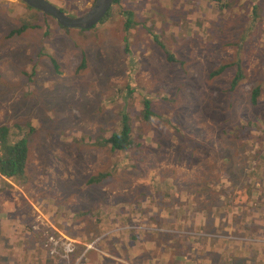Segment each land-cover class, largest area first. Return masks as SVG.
<instances>
[{
    "label": "rangeland",
    "instance_id": "obj_1",
    "mask_svg": "<svg viewBox=\"0 0 264 264\" xmlns=\"http://www.w3.org/2000/svg\"><path fill=\"white\" fill-rule=\"evenodd\" d=\"M46 1L75 17L94 0ZM119 1L107 23L82 33L92 36L79 41L77 31H59L54 20L18 0H0V125L17 124L13 140L26 127L32 129L27 179L0 188V264L23 259L18 250L6 253L10 237L5 239V230L18 229V241L27 231L24 239L32 248L47 244L56 229L68 233L62 217L48 216L58 208L81 220L85 241L95 246L115 243L110 236L116 230L104 235L107 239L98 237L118 228L119 221L132 227L126 230L130 233L142 231L141 239L153 240L164 250L161 257H169L154 264H185L187 249L231 252L232 264H264V233L257 235L259 226L264 228V20L246 15L251 3L264 0H239L240 6L220 10L216 3L224 0ZM23 24L27 28L15 33ZM167 55L172 60L164 59ZM228 63L233 65L208 77ZM237 71L241 80L227 92ZM134 84L154 91L145 96L155 98L149 122L137 119L138 95L128 93L127 86ZM258 85L251 105L249 93ZM121 106L137 139L124 155L97 145L116 129ZM247 125L251 128L245 130ZM115 162L134 167L100 172ZM88 177L99 179L98 184L83 187ZM41 204L43 210L36 212ZM217 205L221 215L206 231L214 226L219 233L213 234L234 243L206 242L200 250L190 237L216 239L198 232H205L202 210ZM242 209L248 216L233 219ZM104 212L108 218L99 216ZM149 226L151 237L141 229ZM244 226L255 228L245 231ZM96 229L102 232L95 235ZM192 257L185 261L202 264Z\"/></svg>",
    "mask_w": 264,
    "mask_h": 264
},
{
    "label": "trees",
    "instance_id": "obj_2",
    "mask_svg": "<svg viewBox=\"0 0 264 264\" xmlns=\"http://www.w3.org/2000/svg\"><path fill=\"white\" fill-rule=\"evenodd\" d=\"M214 1L217 2V0H214ZM118 3H119V0H114L113 4L109 8V10L105 14V16L96 25H98V24L103 25L102 23H104V22L107 23V21L109 20V17L111 16V9L114 8V6H116ZM216 6H218V10H220V8L226 9L229 6H230V8L233 6L238 7V6H240V2H239V0H224V3L218 2V3H216ZM259 6H260V8H262V10H260ZM69 9L73 12L75 11V9H73V8H69ZM59 10L62 11L61 9H59ZM116 12L119 13V9H117ZM81 14L82 13H78L76 16H79ZM248 14L252 16V21H255L256 19H261V18L264 20V1H262V3L259 2V5L251 3L249 10L246 12V15H248ZM126 15L129 16L130 15L129 12L126 13ZM41 16L44 18L50 19L49 17H47L43 14ZM104 19H106V20H104ZM51 21H53V20H51ZM190 22H193V21L190 20ZM129 23H130L129 20L125 19V22L123 25L125 27H127L129 25ZM54 25H56V29H58L59 31H62L64 33H69V31H71L70 29L61 28L60 26H58L55 23H54ZM96 25L93 26L92 28L88 29V30H74V31L78 32L76 39L81 41L82 40L81 38L83 36H85V37L88 36V38L90 36H92L90 34L83 35L82 33H88L92 29H97ZM202 25H204L203 22H202ZM26 28H27V26L23 24L20 26V28L18 30H15L14 32L15 33H21ZM125 29H127V28H125ZM7 37H9V36H7ZM122 52L125 53V51H122ZM130 55L134 56V54L132 52H130ZM49 59H50L51 65L56 69L57 66H56L53 58L50 57ZM164 59H167V61L172 60L171 57L168 55H167V57H164ZM232 65H233V63L222 64V65L218 66L217 68H214L208 74V77H217V75H219L224 69H226L227 67L232 66ZM81 67H82V64H79L78 69H80ZM239 71H237L236 74L232 77L231 82L228 84L227 92L232 91L233 88L236 86V84H238L240 82L241 77H240ZM127 86L131 89L130 91H128V93L133 92L136 95H138V97L135 98L136 101L138 103H140L139 104L140 110H139V114H138L137 119H141L144 122H149V120L154 117V114L152 113V111L150 109V104L152 103V100H155V98H154V96L152 97L150 95L148 98H146L145 96L147 95L148 92L153 93V95H154V91L146 90L143 87L138 88L135 84L133 86H130V85H127ZM260 88H261V86L258 85L257 87H254L250 91L249 96H248L249 97L248 102L251 105H255V101L257 99ZM135 89H137V90H135ZM142 93H144V96L141 95ZM119 97H120L121 101L124 102V98L122 97V95H120ZM158 101L162 102V101H166V99L158 97ZM120 109L121 110L118 113L119 116H118L116 129L112 130L110 132V135L107 138H105L101 143H97V145L102 146V147H106L107 150L110 152H116V151L123 152V155H124L125 151L130 150V148L132 147V144H134V142L137 141V139L135 138V136L132 135V132H131L132 127L130 125V122L128 121V119H129L127 117L128 115L125 114V112H124L125 111L124 106H121ZM16 128H19V127H17V124H12L10 126L0 125V188H8V187H10V184H13V182L15 184L19 185L21 182H24L27 179L26 175H25V166H26V159H27V141H29L30 137L32 136V129L26 127L25 130H22L20 138H15L13 140L11 138V130L12 129L14 130ZM250 128L251 127H249V125H247V128H245V130L246 129L248 130ZM223 131L224 132H230L231 130L229 128H227V129L225 128V129H223ZM263 155H264V150H263ZM113 164H112L111 169L110 168H107L106 170L102 169L100 172L105 173V175H110V171H115L117 169L115 171V173L117 174L120 170H122L124 172L125 171L128 172L126 169H132L134 167V164L129 163V162L127 164L125 162H120V163L115 162ZM117 165H119V166H117ZM101 176H103V174H101ZM98 181H99V179L97 180L95 178H89L88 177L87 179L82 181L83 182L82 186L83 187H89L90 185H92L93 183H97ZM228 206H229V204H228ZM225 207H227V205H225ZM219 208H220V205H217V206H214L213 209L212 208H206V209L202 210V213L200 216L201 217L200 224L202 225V227L200 229L205 228V232H202L200 230L198 232V226H197V228H195L194 231L198 232V234L209 233L213 236V238H216V239H210L209 237L204 239V236H203L199 240L201 242L200 243L199 241L195 242L194 237L191 236L190 242L197 244V245L199 243L200 244V250L205 249L206 242L210 243V244L212 242L213 243L214 242L234 243L233 241L224 240V238H221L220 234H218V235L213 234L215 232L219 233V231L214 226L212 227L211 231H206L208 225H210V223H212V222L214 224L215 220L221 215L218 212ZM117 210H119V209H117ZM241 211L242 212H241L240 216H239V214L235 215V216H233V219L240 221L241 219H245L248 216L245 209H242ZM110 212H112V211H110ZM117 213H119V212L117 211ZM222 214L224 216L225 213H222ZM254 228H255V226H248V227H246V229H245V226L243 227V229L245 231L246 230H254ZM258 230L260 231V233H258L257 235L264 233V228L259 226ZM236 235H238V234H236ZM176 242L179 243L178 239L176 240ZM179 244H181V243H179ZM222 245H224V244H222ZM216 247H218V246H216ZM249 250L250 249H247L245 252H248ZM80 251H81L80 248H78V253ZM191 251H192V253H189ZM183 253H184L183 254V261L185 264H191L190 262L193 261V260L185 261V259L188 258L189 256H193L191 259H194V260L195 259L202 260V264H209L210 262H212L213 264H217L219 261H221V264H226V263L232 264V262L235 261L234 256L232 257V260L230 261V257L233 255L231 252H226L224 254L223 253L217 254L215 251H210V253L198 254L196 252V250L194 251V250L187 249L186 251H183ZM235 257L237 259H239V261L245 260V259H241V257H238V256H235Z\"/></svg>",
    "mask_w": 264,
    "mask_h": 264
},
{
    "label": "crops",
    "instance_id": "obj_3",
    "mask_svg": "<svg viewBox=\"0 0 264 264\" xmlns=\"http://www.w3.org/2000/svg\"><path fill=\"white\" fill-rule=\"evenodd\" d=\"M43 204L40 206L37 205L39 209H35L36 212H39V210L42 209ZM46 206H49V202L46 203ZM112 211V212H110ZM109 213L115 214L116 211L109 210ZM128 213L125 211V214ZM40 214V213H38ZM43 215V214H42ZM108 213L104 212V214H99L101 218L107 217ZM44 216V215H43ZM48 216H52L53 218L62 217V224H67L69 226L70 230L68 233L66 231L62 233L61 231L54 230L52 232L53 238L49 239V242L47 244H41L39 247H35L33 244V248L29 246L25 242V235L28 233L27 231H24L22 234L23 240L18 241V237L21 235L17 234L18 229L15 230V232L11 231L6 232L4 234L5 239L7 237H10V240H8V249H5L6 253H12V250H18L20 251V254L23 259H21V264H132V261L136 258H138L141 254V256L146 254H151L150 258L146 255L141 261H139V264H154L160 262L162 260L163 263H166L168 261V258H165L162 256L164 253V250L162 247L158 246L156 243H154L153 240L146 241L141 239L140 237L143 235V232L136 229L133 233H130L129 231H126L132 227H129L128 224H124L119 221L118 228H114L111 230L106 229L107 231L98 232L100 229H96L97 232L95 235L102 234L98 237H105L111 232H115L110 236V241L115 243H109L108 240L105 241H98L97 246H95L94 242L88 243L85 241V238L83 237L82 232V224L79 225L81 220H77L76 218L72 217V212L69 211L66 212V209L62 210L61 208H58V210L53 209V211L48 214ZM98 216V217H99ZM127 216H132V214L129 212ZM6 216L4 220H8L6 222V225H9V219ZM108 218V217H107ZM120 220V218H119ZM1 222V221H0ZM12 223V222H11ZM138 225V224H137ZM30 226V225H29ZM3 228H6L4 225ZM22 228V227H20ZM25 228V227H24ZM22 228V229H24ZM142 230L148 231L149 237L152 236V228L145 227L141 228ZM105 230V229H102ZM120 230V233L118 232ZM1 231V230H0ZM166 231V230H165ZM2 232V231H1ZM4 239V240H5ZM31 240V239H30ZM66 241L71 242V253L67 256V261L62 262L59 260V258L51 256L50 252L51 250H54L55 253L60 257L62 254L61 249V243H65ZM113 244V245H112ZM159 247V248H158ZM78 248H80V252L78 253ZM84 249V250H83ZM111 254H110V253ZM78 253V254H77ZM77 254V255H76ZM10 264H15L12 261Z\"/></svg>",
    "mask_w": 264,
    "mask_h": 264
},
{
    "label": "water",
    "instance_id": "obj_4",
    "mask_svg": "<svg viewBox=\"0 0 264 264\" xmlns=\"http://www.w3.org/2000/svg\"><path fill=\"white\" fill-rule=\"evenodd\" d=\"M25 7L50 17L61 28L88 30L95 26L107 13L114 0H94L92 5L79 16H68L46 0H18Z\"/></svg>",
    "mask_w": 264,
    "mask_h": 264
},
{
    "label": "built area",
    "instance_id": "obj_5",
    "mask_svg": "<svg viewBox=\"0 0 264 264\" xmlns=\"http://www.w3.org/2000/svg\"><path fill=\"white\" fill-rule=\"evenodd\" d=\"M61 249H62V254H61L60 257L55 253L54 250H51L50 256L57 257V258H59L60 261L66 262L67 261L68 254H70L71 251H72V249H71V242L66 241L65 243H61Z\"/></svg>",
    "mask_w": 264,
    "mask_h": 264
},
{
    "label": "flooded vegetation",
    "instance_id": "obj_6",
    "mask_svg": "<svg viewBox=\"0 0 264 264\" xmlns=\"http://www.w3.org/2000/svg\"><path fill=\"white\" fill-rule=\"evenodd\" d=\"M120 2V1H119ZM188 19H192V18H188ZM192 21V20H191ZM107 236V235H106Z\"/></svg>",
    "mask_w": 264,
    "mask_h": 264
}]
</instances>
